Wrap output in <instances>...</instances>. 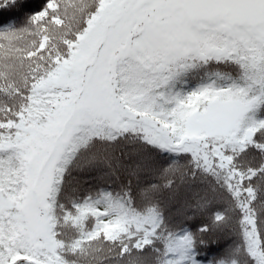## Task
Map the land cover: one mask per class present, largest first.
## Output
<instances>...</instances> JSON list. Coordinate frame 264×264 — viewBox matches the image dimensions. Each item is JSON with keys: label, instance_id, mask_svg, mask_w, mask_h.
<instances>
[{"label": "snow or ice", "instance_id": "obj_1", "mask_svg": "<svg viewBox=\"0 0 264 264\" xmlns=\"http://www.w3.org/2000/svg\"><path fill=\"white\" fill-rule=\"evenodd\" d=\"M0 264H264V0H0Z\"/></svg>", "mask_w": 264, "mask_h": 264}]
</instances>
